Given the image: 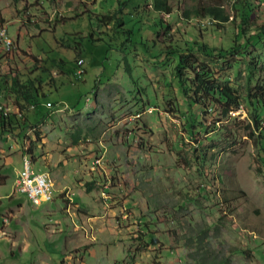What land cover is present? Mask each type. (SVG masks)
Returning a JSON list of instances; mask_svg holds the SVG:
<instances>
[{
    "label": "rangeland",
    "instance_id": "374dc122",
    "mask_svg": "<svg viewBox=\"0 0 264 264\" xmlns=\"http://www.w3.org/2000/svg\"><path fill=\"white\" fill-rule=\"evenodd\" d=\"M147 1L137 0L143 22L157 15ZM170 2L173 11L162 18L174 31L194 38L192 26L201 23L210 47L232 45L234 25L185 21L183 12L211 0ZM114 3L0 0V30L14 43L0 58L2 74L9 64L35 68L46 44L71 60L67 74L50 68L55 83L45 92L53 105L41 99L23 136L0 137V264H264V173L249 126L254 83L246 63L196 54L240 97V108L225 112L182 100L172 55L158 61L139 44L112 50L88 42L75 55L66 32L98 31L85 10L105 14ZM255 5L251 19L264 25V3ZM224 10L231 14V3ZM248 50L264 68V44ZM80 59L82 75L72 63ZM2 102L15 110L13 96ZM193 117L202 126L192 131ZM30 142L33 171L48 172L55 189L38 206L15 188Z\"/></svg>",
    "mask_w": 264,
    "mask_h": 264
},
{
    "label": "trees",
    "instance_id": "16d2710c",
    "mask_svg": "<svg viewBox=\"0 0 264 264\" xmlns=\"http://www.w3.org/2000/svg\"><path fill=\"white\" fill-rule=\"evenodd\" d=\"M226 1L231 3V14L224 10ZM256 1L258 4L264 3V0H211V2L188 8L183 12L187 24L191 19L202 21L209 18L215 29L224 30L227 23L234 25L236 31L233 33L232 45L227 49L210 47L201 34V23H198V27L195 24L192 26L196 33H192L194 38H187L186 31L179 27L174 31L171 24L162 18L163 15H170L173 11L170 0H151L152 10L157 15L154 20H145L144 22L141 21L144 13L141 9L144 7L137 0H114L112 9L105 14L90 8L86 9L88 23L93 26V22H96L98 31L89 30L85 36L82 35V32L73 35L66 32L65 41L75 55L82 54V46L85 42L92 45H106L112 50H121L126 44H139L151 54L152 58L158 61L162 57L166 58L168 55H172L175 59L173 71L180 85L182 100L194 109L213 105L220 107L225 112L239 109L242 105L241 99L230 86L215 81L207 66L198 61L196 54H206L212 58L241 56L249 71L248 80L254 83L253 90H249L247 93L246 102L250 107L249 126L258 148V171L264 173V68L259 64L262 59L260 57H256V60L251 59L253 54L248 50L249 47L255 49L264 44V25H258L251 19L256 8ZM146 3H148L147 0ZM128 9L132 11L129 14L126 12ZM2 24L3 20L0 22V25ZM21 29L19 27L20 32ZM144 30L146 31L144 32ZM19 36L20 33L17 34V41ZM46 46L48 51L42 48L43 56L39 60L34 58L35 68L28 72H18L10 64L7 65L5 73L0 72V137L10 134L17 137L23 136L29 125L31 126L29 114L35 112V108L41 105V99L52 103L47 101L45 92L55 83V78L52 77L53 73L51 75V67L56 66L65 74L69 72L65 71L64 67H67L71 60L57 55L59 49L56 46L55 49L48 44ZM1 51L0 58L8 59L6 48L1 47ZM81 60H75V62L73 60L72 63L77 64L76 72L78 70V73L82 75L85 71L82 70L83 64L79 63ZM11 96L14 97L15 105V110L12 112L2 102ZM201 126V123L193 117L188 128L193 131L198 130ZM255 133L257 134L255 135ZM34 135L38 141L39 133L35 132ZM24 152L25 155L30 156L33 163H36L35 150L31 142ZM87 189L90 190L89 185ZM143 241L147 243L144 238ZM150 243L155 245L156 239H152Z\"/></svg>",
    "mask_w": 264,
    "mask_h": 264
},
{
    "label": "built area",
    "instance_id": "2783aa9c",
    "mask_svg": "<svg viewBox=\"0 0 264 264\" xmlns=\"http://www.w3.org/2000/svg\"><path fill=\"white\" fill-rule=\"evenodd\" d=\"M0 40L3 42L6 50H11L13 46L12 39L8 36L6 30H0ZM53 104L50 103V107ZM23 167L17 175L15 188H21V193L28 196L29 201L34 205H42L53 199L55 189L52 184H46L45 173L29 174L24 158L22 157Z\"/></svg>",
    "mask_w": 264,
    "mask_h": 264
},
{
    "label": "bare ground",
    "instance_id": "6f19581e",
    "mask_svg": "<svg viewBox=\"0 0 264 264\" xmlns=\"http://www.w3.org/2000/svg\"><path fill=\"white\" fill-rule=\"evenodd\" d=\"M79 63L82 65V64H83V60H81ZM49 105H50V104H49ZM24 160H25L26 165H27V168H28V173H29V174H36V173L33 171V163H32V161H31L28 157H25ZM38 173H45V172H38ZM45 182H46V184H52V183H51V180H50V176H49V174H45ZM52 187H53V186H52ZM16 190H17L18 192L21 193V188H16ZM50 201H51V200H50Z\"/></svg>",
    "mask_w": 264,
    "mask_h": 264
},
{
    "label": "crops",
    "instance_id": "0c3cea01",
    "mask_svg": "<svg viewBox=\"0 0 264 264\" xmlns=\"http://www.w3.org/2000/svg\"><path fill=\"white\" fill-rule=\"evenodd\" d=\"M21 170V169H20ZM18 175V174H17Z\"/></svg>",
    "mask_w": 264,
    "mask_h": 264
}]
</instances>
